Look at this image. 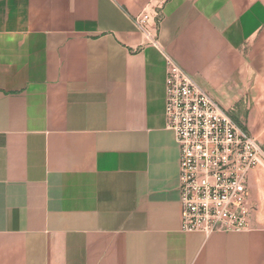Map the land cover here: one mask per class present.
Segmentation results:
<instances>
[{
  "label": "crops",
  "instance_id": "0c3cea01",
  "mask_svg": "<svg viewBox=\"0 0 264 264\" xmlns=\"http://www.w3.org/2000/svg\"><path fill=\"white\" fill-rule=\"evenodd\" d=\"M148 1L0 0V264H264L260 167L247 230H181L162 56L261 146L264 0H158L157 47Z\"/></svg>",
  "mask_w": 264,
  "mask_h": 264
},
{
  "label": "built area",
  "instance_id": "2783aa9c",
  "mask_svg": "<svg viewBox=\"0 0 264 264\" xmlns=\"http://www.w3.org/2000/svg\"><path fill=\"white\" fill-rule=\"evenodd\" d=\"M157 13L144 10L137 29L154 47L148 28ZM151 31V32H150ZM165 125L179 147L181 230L210 235L241 232L250 226L251 170L264 169V151L196 81L167 54Z\"/></svg>",
  "mask_w": 264,
  "mask_h": 264
},
{
  "label": "rangeland",
  "instance_id": "374dc122",
  "mask_svg": "<svg viewBox=\"0 0 264 264\" xmlns=\"http://www.w3.org/2000/svg\"><path fill=\"white\" fill-rule=\"evenodd\" d=\"M162 4H163V2H160L158 0H149L148 3L145 5V7L142 10V12L144 10H151V11L154 10L157 13V16L154 18V20L150 24L147 25L149 29H152L151 30L152 32L150 31L151 36H153V39L157 42H158V29H159V23H160V15H161L160 12H161ZM142 12L140 13V15L142 14ZM140 15L133 18L134 23ZM135 25H136V23H135ZM145 41L148 43L147 40H145ZM257 140H259L258 137H257ZM261 147L264 151V143L261 144ZM263 176H264V170H263ZM261 187L264 190V180H263V184ZM253 210L256 211L255 209H253ZM261 214L264 215V208L263 209L261 208Z\"/></svg>",
  "mask_w": 264,
  "mask_h": 264
}]
</instances>
